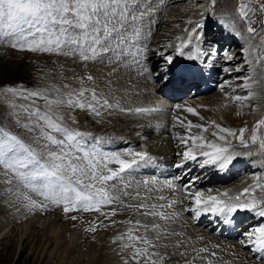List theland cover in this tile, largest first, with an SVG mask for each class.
<instances>
[{
	"label": "snow or ice",
	"instance_id": "1",
	"mask_svg": "<svg viewBox=\"0 0 264 264\" xmlns=\"http://www.w3.org/2000/svg\"><path fill=\"white\" fill-rule=\"evenodd\" d=\"M216 5L217 0H206V4L198 5L203 9L199 13L200 19H189V27L183 29L184 35L176 37L180 42L165 46L171 47L172 53H156L164 61L162 66L147 69L139 41L143 25L155 8V3L150 0H0V42L5 46L18 52L62 56L86 68L99 65L107 69L100 75L73 72L71 80L78 87L63 83L62 87L53 88L54 96L49 95V90L0 86V101L10 109L15 125L30 136L25 140L9 128L0 126V183L5 186V193L14 198L12 202L19 203L29 212L55 207L73 222L80 217L71 213H94L95 218L83 229L86 234H91L93 241L99 230L125 225L126 230L112 241L118 244L122 264H167L172 255L185 256L186 253L178 252L183 241L168 243L171 237L184 235L171 225L179 219L175 206L185 201L191 207L183 211L194 213L197 219L203 213H210L229 223V215L239 211L253 213L264 220V177L253 176V183L239 193L224 190L214 195L211 189L207 195L200 190H190L194 178L182 186L180 197L169 198L163 194L164 189L176 192L178 189L173 181L182 177H173L163 183L155 177L136 179L141 170L157 161L146 147L142 146L140 150L127 147L108 153L85 147V138L91 133L81 131L79 121L70 113L57 111L61 107L80 110L101 120L105 114H170L172 129L179 127L184 132L181 135L173 131L172 136L178 141L179 149L176 152L179 159L173 167L185 169L184 174L190 171L186 168L190 162L201 168L212 165L227 169L238 155L234 142L244 149L255 147L257 153L264 156V115L251 128L245 122L237 129L225 127L215 120L194 124L186 116L174 114L179 111L204 120L193 107L176 104L173 112L168 113L162 104L124 107L116 98L119 89L114 85L118 83L119 74L133 66L145 78L154 77L156 83L181 90L202 77L205 69L217 61L218 55L225 65L234 62L235 54L222 47H213L212 44L218 42H210L206 37V28L215 16ZM256 15L264 17V0H236L231 20L241 23L246 36L236 30L231 20L227 24L222 20L215 21L222 34L227 32L229 37L246 40L247 46L242 48L241 55L248 73L235 77L242 81L236 87L246 94L225 93V97L238 108L249 107L252 113L259 111L260 105H253L251 101L264 99L257 91L264 88V36L258 44L252 43L260 32H264V20L259 22V28L254 27L256 21L252 17ZM220 70L231 75L233 71L241 72L243 65L224 66ZM100 81H103V88ZM227 84L229 81L219 85L222 92ZM38 100L44 103L38 104ZM241 114L239 110L236 112L237 116ZM69 120L71 124L67 122ZM124 213H130L128 219H113ZM73 227H76L75 223ZM244 235L247 239L241 240V245H251V251L256 253L264 252V222L251 227ZM170 246L177 251L169 253ZM207 251L206 248L199 249L200 253ZM260 259L264 264V257ZM185 264L192 262L185 260Z\"/></svg>",
	"mask_w": 264,
	"mask_h": 264
},
{
	"label": "bare ground",
	"instance_id": "2",
	"mask_svg": "<svg viewBox=\"0 0 264 264\" xmlns=\"http://www.w3.org/2000/svg\"><path fill=\"white\" fill-rule=\"evenodd\" d=\"M151 2L155 3V8L151 17L143 25V34L139 41V46L145 54L142 59L146 60L147 69L151 64H155V60L159 57L157 52L172 53L173 49L165 46L180 42L176 37L184 35L183 29L189 27L187 24L189 19H200L199 13L203 9L198 5L206 4V0H158V2L152 0ZM235 5L236 0H217L215 16L210 22L214 24L213 27L216 26V31L206 34L208 41L218 42L212 44L213 47L219 48L225 43L224 49L237 56L234 62L225 65L224 60L218 55L217 61L204 71L205 83L201 80L203 75L198 77L192 85L180 90L183 92L191 87L195 89L191 95L189 93L191 91L188 90L189 96L184 98H178V93L174 88L156 83L154 77L145 78V75L138 73L134 66L131 70L125 69L119 74L118 83L114 85L119 89L116 92V98L121 105L124 107H152L162 104L168 113H172L174 106L181 104L195 108L200 116L205 118L200 120L197 116L188 113L179 111L174 113L178 116H186L194 124L215 120L225 127L238 129L247 122L251 128L253 123L261 115H264V99L251 101L253 105H260V110L252 113L249 107L238 108L236 103L227 101L225 97V93L246 94L236 87L242 81L235 79L237 76H244L248 73V66L244 64L245 58L241 55L242 48L247 46L246 40L231 37L229 41H226L221 36L220 27L215 22L222 20L227 24L233 16ZM261 18L264 20V17H260V15L252 17L256 21L254 27H260ZM231 22L236 25V30L247 35L246 29L241 26L239 21L231 20ZM223 34H227V32ZM261 36H264V32H260L252 43L258 44ZM207 47L208 45L205 44V48ZM55 57L59 62H65L66 68H75L77 71L80 69L92 72L94 75H100L107 71L106 68L99 65L95 68L89 65L86 68L83 65L73 64L68 58L57 55ZM161 64H164V61ZM238 64L243 65V70L239 73L233 71L229 75V73L220 70L224 66L235 68ZM209 81L213 83L210 84ZM225 81H229V84L222 92L219 85ZM103 86V81H100V87L103 88ZM257 91L264 95V88L257 89ZM105 92L107 93L106 89ZM225 104H228V107H224ZM238 110L242 113L240 116L236 115ZM57 111L65 114L70 113L79 121L78 126L81 131L91 133L90 137L85 138V147H94L98 152L105 153L122 151L127 147L136 150H140L142 146L146 147L152 155L157 157V161L155 165L141 170L136 179L155 177L163 183L173 177H182L173 181L178 189L176 192L164 189L163 194L169 198L180 197L183 191L182 186L194 178H196L195 183L190 190H200L207 195L211 189V194L214 195L217 191L224 190L239 193L245 186L253 183V176L264 177V156L258 154L255 147L244 149L236 142H234V146L238 155L227 169L221 170L212 165L201 168L198 164L191 162L186 166L187 169H190L186 174H184L185 169L174 168L173 164L179 159L176 155L179 149L177 148L178 141L172 138L173 131L181 135L184 132L179 127L175 130L172 129L173 121L170 114H113L112 116L105 114L101 120L80 110L71 111L61 107ZM67 122L71 124L70 120ZM24 132L26 133V131ZM28 138L30 139L29 135ZM249 152L252 154L246 155ZM0 197H3V202H0V245L4 244L3 248L7 246L11 238H14L19 246L25 241L36 245L34 250H37L39 256L43 258L44 264H122L118 244L112 241L117 234L126 230L125 225L117 224L113 229H108L102 239L100 234H95L96 239L93 241L91 236L81 231V226H84L83 220L86 223L91 221L93 217L91 215H84L82 220L73 222L55 207H50L48 211L29 212L19 203L12 202L14 198L5 193V186L2 183H0ZM188 207H191L188 201L175 206V210L179 213V219L171 227L184 235L171 237L168 241L170 245L177 241H183V246L178 252H184L186 255H172L167 264H185V260L191 261L192 264H208L209 260L212 261V264H261L260 257H264V252H253L251 245H241L240 241L247 239L244 235L247 230L264 220L253 213L239 211L229 215V223H224L223 217L210 213H203L197 219L194 218V213L183 211ZM129 215L130 213H124L113 217V219L126 220ZM245 216L248 218L242 223L241 219ZM73 223L76 224L75 228L71 226ZM200 248H206L208 251L200 253ZM167 251L173 253L177 250L170 246ZM211 253H215V255L213 256ZM85 257H87L86 260ZM201 257H205V259H201Z\"/></svg>",
	"mask_w": 264,
	"mask_h": 264
},
{
	"label": "rangeland",
	"instance_id": "3",
	"mask_svg": "<svg viewBox=\"0 0 264 264\" xmlns=\"http://www.w3.org/2000/svg\"><path fill=\"white\" fill-rule=\"evenodd\" d=\"M151 1L152 0H150V2ZM224 44L225 43H223L222 48H224L226 45ZM159 62L157 59L155 60V64H158ZM66 66L67 64L65 62H59L57 57H55L53 54L47 55L46 53L41 54L18 52L5 46L3 42H0V86L14 85L23 86L29 90H49V95L54 96L53 88L56 86L62 87L63 83H72V86L78 87V85L71 80L73 72H75L77 75L87 73L84 70L79 69V71H77L75 68L70 69L66 68ZM157 66L158 65L154 66L153 69H156ZM204 77H206V75H204L201 79L203 83H205ZM209 83L211 84L213 82L209 81ZM191 89L189 90L191 91ZM189 93L190 95L193 94V92ZM21 102L22 101H17V103ZM37 103L42 105L44 102L43 100H38ZM3 109L6 111H2ZM0 126L7 127L23 137L25 140H29V134H26L24 129H21L15 125L10 116V109L2 101H0ZM0 198V202H3V197ZM34 198L36 197L34 196ZM70 215H78L80 217L79 220H82L84 215H91L93 216L92 219L95 218L94 213L89 214L74 212ZM106 223H108V221ZM73 224L71 225L72 227ZM83 225L84 226H81L82 232H84V227L87 226L85 220H83ZM114 227L110 228L113 229ZM108 229H101L96 234H100L102 239ZM88 235L91 236V234ZM3 245L4 244L0 245V264H44L43 258L39 256L37 250H34V246L36 245L25 241V243L19 246L16 239L14 238L9 240L5 248H3ZM84 259L86 260L87 257Z\"/></svg>",
	"mask_w": 264,
	"mask_h": 264
}]
</instances>
